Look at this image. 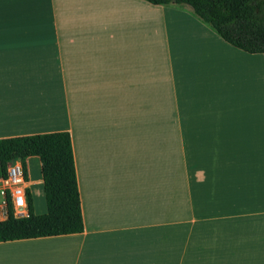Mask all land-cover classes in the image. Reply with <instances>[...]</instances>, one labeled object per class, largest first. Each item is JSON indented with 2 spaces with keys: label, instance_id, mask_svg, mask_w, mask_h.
Segmentation results:
<instances>
[{
  "label": "crops",
  "instance_id": "0c3cea01",
  "mask_svg": "<svg viewBox=\"0 0 264 264\" xmlns=\"http://www.w3.org/2000/svg\"><path fill=\"white\" fill-rule=\"evenodd\" d=\"M263 64L183 7L0 0V139L68 132L83 220L0 264H264Z\"/></svg>",
  "mask_w": 264,
  "mask_h": 264
},
{
  "label": "trees",
  "instance_id": "16d2710c",
  "mask_svg": "<svg viewBox=\"0 0 264 264\" xmlns=\"http://www.w3.org/2000/svg\"><path fill=\"white\" fill-rule=\"evenodd\" d=\"M152 5L186 8L224 42L248 54H264V0H144ZM37 157L41 164L44 214H35L31 194L29 214L0 221V242L83 232L79 191L68 132L0 139V175L6 166Z\"/></svg>",
  "mask_w": 264,
  "mask_h": 264
},
{
  "label": "built area",
  "instance_id": "2783aa9c",
  "mask_svg": "<svg viewBox=\"0 0 264 264\" xmlns=\"http://www.w3.org/2000/svg\"><path fill=\"white\" fill-rule=\"evenodd\" d=\"M29 193L27 170L20 161L8 163L5 174L0 175V221L6 220L9 215L17 219L27 217Z\"/></svg>",
  "mask_w": 264,
  "mask_h": 264
},
{
  "label": "rangeland",
  "instance_id": "374dc122",
  "mask_svg": "<svg viewBox=\"0 0 264 264\" xmlns=\"http://www.w3.org/2000/svg\"><path fill=\"white\" fill-rule=\"evenodd\" d=\"M264 66V64H263ZM264 69V67H263ZM31 179H36L39 176V171L36 161H29ZM31 197L34 202L36 212L44 211L45 204L43 203V194L41 191V186L35 185L31 188Z\"/></svg>",
  "mask_w": 264,
  "mask_h": 264
},
{
  "label": "bare ground",
  "instance_id": "6f19581e",
  "mask_svg": "<svg viewBox=\"0 0 264 264\" xmlns=\"http://www.w3.org/2000/svg\"><path fill=\"white\" fill-rule=\"evenodd\" d=\"M38 184L40 185L41 183L39 182Z\"/></svg>",
  "mask_w": 264,
  "mask_h": 264
}]
</instances>
